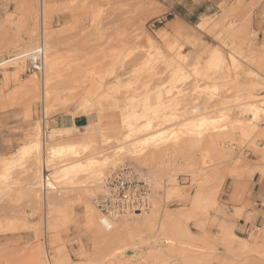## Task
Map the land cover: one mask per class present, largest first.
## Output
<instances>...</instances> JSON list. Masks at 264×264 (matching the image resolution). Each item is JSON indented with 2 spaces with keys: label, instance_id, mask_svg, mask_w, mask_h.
I'll return each mask as SVG.
<instances>
[{
  "label": "rangeland",
  "instance_id": "rangeland-1",
  "mask_svg": "<svg viewBox=\"0 0 264 264\" xmlns=\"http://www.w3.org/2000/svg\"><path fill=\"white\" fill-rule=\"evenodd\" d=\"M161 2L0 0V61L45 44L60 75L49 106L25 59L0 66V264H253L254 251L230 247L239 242L227 226L222 183L239 176L245 150L264 141V85L256 80L264 84V38L252 16L218 15L207 17L203 32L195 26L206 17L189 26L175 21L180 36ZM213 48L220 59L210 56ZM93 80L100 104L91 101ZM149 99L173 103L163 129L128 142L118 105L148 107ZM87 109L116 115L115 131L97 134L96 145L79 149L82 158L51 163V119ZM33 142L38 153L21 154ZM77 159L71 177L45 178L56 163ZM124 167L154 178L152 207L105 226L95 198Z\"/></svg>",
  "mask_w": 264,
  "mask_h": 264
},
{
  "label": "crops",
  "instance_id": "crops-1",
  "mask_svg": "<svg viewBox=\"0 0 264 264\" xmlns=\"http://www.w3.org/2000/svg\"><path fill=\"white\" fill-rule=\"evenodd\" d=\"M161 3L167 9L165 13L174 16L169 23L176 32L183 29L179 23L189 26L204 17L218 15L243 22L252 16L251 28L264 38V0H162ZM82 111L79 115L53 117L49 132L51 142H95L97 134L107 136L106 131H115L118 126L114 114L103 117L95 110ZM245 153L247 161L239 171L240 175H226L222 183L223 201L228 209L227 226L239 242L230 247L233 251H254L253 264H264V141ZM245 244H249L248 249H244Z\"/></svg>",
  "mask_w": 264,
  "mask_h": 264
},
{
  "label": "bare ground",
  "instance_id": "bare-ground-1",
  "mask_svg": "<svg viewBox=\"0 0 264 264\" xmlns=\"http://www.w3.org/2000/svg\"><path fill=\"white\" fill-rule=\"evenodd\" d=\"M44 0H41V2H43ZM211 20V19H210ZM213 21V20H211ZM209 21H208V18H204L203 21H201L198 25H197V28L198 30L200 31H204L206 26L208 25ZM181 24V23H180ZM230 27V26H229ZM232 28V27H231ZM164 31V30H163ZM165 32V31H164ZM169 33V32H168ZM168 33L167 36L166 34H164L165 37H168ZM161 34V35H163ZM177 34H179L180 36H183V32L182 30H178ZM163 36V37H164ZM161 37V36H160ZM162 37V38H163ZM153 37H149V42L152 43L153 42ZM171 38V37H170ZM173 38V37H172ZM182 39V38H181ZM166 40V38H165ZM168 40V39H167ZM174 40V39H173ZM194 40V39H193ZM177 42H179L178 40H176ZM44 47H45V69H44V76L41 78L42 79V83H43V87H44V91H45V94H44V99L48 100V105H52V101L54 100L55 102V92L53 91L54 90V84L57 82L58 78H59V72H58V63H59V60H58V57L56 55L55 52L51 51V50H48L45 46V44H43ZM208 49V48H207ZM215 49V48H213ZM212 49V50H213ZM33 50V49H32ZM30 50V51H32ZM25 52V53H22L21 55H18V56H12L10 57L9 59L7 60H4V61H0V66L4 65L5 63H8V62H11L15 59L17 60H21V59H25L26 60V63H27V58H28V54L29 52ZM207 51V50H206ZM156 53V52H155ZM211 57H214L216 59H220L221 58V51L218 50V49H215L213 52H211ZM232 64V63H231ZM28 66V65H27ZM47 69V70H46ZM187 73L186 72H183L182 73V78H188V75H186ZM257 79V78H256ZM33 80V79H32ZM176 82H178V79L176 78ZM174 82V83H176ZM37 83V82H36ZM35 85V82L33 83ZM256 86H258V84L255 82ZM91 85L93 87V91L91 92V101H94L96 104H100V102L98 100L100 99H97V93L100 91L101 89V85L98 84L96 81H92L91 82ZM214 87V86H213ZM248 87V86H247ZM117 88V86L114 88L112 87V89H115ZM174 88V87H173ZM43 91V90H42ZM171 92V89H168L166 91V93H169ZM165 93V92H164ZM248 94V93H247ZM246 94V96L248 97V95ZM162 96V95H161ZM259 96V95H258ZM257 96H253V99H251L252 101L255 102H263V98H259L257 101V99L255 98ZM160 97H158L157 99H159ZM252 98V97H250ZM248 98V99H250ZM258 98V97H257ZM152 99V98H151ZM149 99V102L148 103H151V106H142L139 104V100H135L132 102V104H128V106L124 107L123 109H120L118 105V110H122V119H121V124H122V131L125 133V140H129L131 137L133 136H136L135 138H137V136L142 133V132H146V137L147 139L148 138H152L156 135L159 134V131L161 129H163V121L162 119L164 118V110H167L169 109L173 103H170V104H167V105H158V103H156L155 101V104L152 105V101L154 100H151ZM156 99V100H157ZM261 99V101H260ZM161 100L162 97H161ZM250 100V101H251ZM251 101V102H252ZM48 106V107H49ZM125 106V105H124ZM140 106L142 108H140ZM254 106V105H253ZM48 107H47V110H48ZM122 108V107H121ZM140 108V109H138ZM46 110V109H45ZM256 116V115H255ZM256 119V118H255ZM142 121H144L143 123H141ZM155 121H157L158 123V127L156 129V125H155ZM256 126L255 125H249L248 126V129L250 130H253L255 129ZM156 129V130H155ZM245 130V129H244ZM243 130V131H244ZM249 130V131H250ZM245 131H248L247 129ZM163 132V131H161ZM123 134V133H122ZM124 135H122L123 137ZM140 137V136H139ZM124 138V137H123ZM134 139V138H133ZM123 141V139H122ZM132 141V140H131ZM124 142V141H123ZM130 142V140L128 141ZM136 142V141H135ZM126 143V142H125ZM124 143V144H125ZM123 144V143H122ZM121 144V145H122ZM123 144V145H124ZM46 145V144H44ZM96 145V143H93V142H81V143H76V142H70V143H62V144H54L52 145L50 148L52 150V154H51V159H49L52 163L53 159L54 158H57V157H60V156H66V155H70V156H74V157H77V158H82V152L83 151H79V149H82V150H86V149H89L90 147ZM122 145V146H123ZM137 145V144H136ZM38 150H39V143L38 142H33L31 145H25V146H22V152L21 154H23L24 156H35L37 153H38ZM47 150V149H46ZM45 150V151H46ZM41 153V152H40ZM48 160V159H47ZM57 161V160H56ZM63 161V160H62ZM76 161H70V162H67V163H64L62 164L61 167H56L57 163L52 167V169L54 170L53 172L49 173V174H46L45 175V178L46 176H49V175H54V176H58V175H61L62 173H65L66 175H70L71 177V174L72 172H74L75 168H76ZM48 162V161H47ZM80 163V161H79ZM61 164V163H60ZM50 165V164H49ZM52 166V165H50ZM60 166V165H58ZM81 167V166H80ZM49 169V168H48ZM46 172H47V168H46ZM69 178V177H68ZM52 179V178H51ZM103 186V185H102ZM99 187V186H98ZM104 187V186H103ZM47 189V188H45ZM48 190V189H47ZM46 190V191H47ZM103 192H104V189H103ZM102 192V193H103ZM97 208V207H96ZM98 209V208H97ZM93 215V214H92ZM129 216H133V215H129ZM125 217V216H124ZM102 223L105 225V226H109L111 225V222L109 220H107L106 218H102L101 219ZM249 245V244H248ZM248 245L245 244L244 245V249H248Z\"/></svg>",
  "mask_w": 264,
  "mask_h": 264
},
{
  "label": "built area",
  "instance_id": "built-area-1",
  "mask_svg": "<svg viewBox=\"0 0 264 264\" xmlns=\"http://www.w3.org/2000/svg\"><path fill=\"white\" fill-rule=\"evenodd\" d=\"M27 70L44 76L45 47L39 44L29 52ZM45 120V118H44ZM104 192L95 198V205L110 222L129 215H145L151 210L154 178L131 167L116 170L104 180Z\"/></svg>",
  "mask_w": 264,
  "mask_h": 264
}]
</instances>
